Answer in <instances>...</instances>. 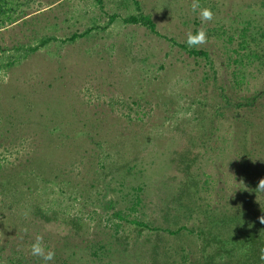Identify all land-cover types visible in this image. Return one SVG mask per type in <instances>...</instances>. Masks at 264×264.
I'll return each mask as SVG.
<instances>
[{
    "label": "rangeland",
    "instance_id": "374dc122",
    "mask_svg": "<svg viewBox=\"0 0 264 264\" xmlns=\"http://www.w3.org/2000/svg\"><path fill=\"white\" fill-rule=\"evenodd\" d=\"M1 3L0 264H170L200 245L165 230L199 225L178 205L194 179L215 207L264 180V97L244 104L264 91V0H199L210 21L193 0ZM141 14L160 36L125 22Z\"/></svg>",
    "mask_w": 264,
    "mask_h": 264
},
{
    "label": "trees",
    "instance_id": "16d2710c",
    "mask_svg": "<svg viewBox=\"0 0 264 264\" xmlns=\"http://www.w3.org/2000/svg\"><path fill=\"white\" fill-rule=\"evenodd\" d=\"M1 1L5 3L6 0ZM6 14L7 11L4 10L1 3L0 24L4 23L1 19ZM8 19L13 20L10 16H8ZM113 19L111 20L113 21ZM125 22L141 24L152 33L161 35L157 31L155 21L148 15L130 16L125 19ZM80 36L83 35L75 34L65 39L64 42H73ZM162 38L167 39L166 37ZM55 40V37L44 38L41 40L40 45L30 47L29 52H35ZM179 46L186 49L184 45ZM253 53L255 54V52L251 54L254 55ZM189 54L209 59V53L203 50H189ZM263 97L264 91L253 98L247 99L244 104L250 107ZM244 104L239 103L237 107H242ZM250 159H253L252 150L248 152L247 161L240 164V168L248 169L251 164ZM193 181V185H189L190 191L185 198L187 201L179 198L178 205L184 208V213L186 211L189 212L190 217L197 216L196 219L199 221V225H195L192 228L187 225H181L177 230L170 228L165 230L171 235L178 236L183 231H186L195 235L200 245L196 251L185 247L182 248V252L177 251L179 260L174 259L170 264H264V222H262L264 221V188L260 185L262 180L252 181L248 183L249 185L243 184L239 186L236 191V198L228 200V205L218 207L213 206L207 197L200 198L202 190L204 188L207 189L206 185L209 182L199 184L196 179ZM135 190L138 194L136 203H140L142 201L139 195L141 187L135 188ZM115 216L119 219H124L125 217L122 211H117ZM133 223L145 228L150 227L148 223L139 220H135Z\"/></svg>",
    "mask_w": 264,
    "mask_h": 264
},
{
    "label": "clouds",
    "instance_id": "9594fccd",
    "mask_svg": "<svg viewBox=\"0 0 264 264\" xmlns=\"http://www.w3.org/2000/svg\"><path fill=\"white\" fill-rule=\"evenodd\" d=\"M192 10L195 12L199 10V16L202 21H210L213 19V11L208 7H202L199 0H193ZM206 41V32L204 30H197L196 33L189 32L186 43L191 46L203 44ZM262 188H264V180L260 182ZM264 222V221H262ZM43 237L37 236L35 242L31 245L32 254L34 256L41 257L45 262L54 259L55 253L50 250H46L43 245Z\"/></svg>",
    "mask_w": 264,
    "mask_h": 264
}]
</instances>
